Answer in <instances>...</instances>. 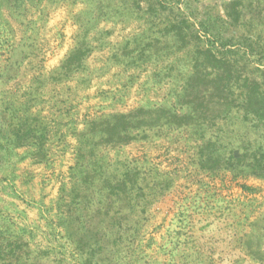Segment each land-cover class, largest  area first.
Wrapping results in <instances>:
<instances>
[{"label": "rangeland", "instance_id": "374dc122", "mask_svg": "<svg viewBox=\"0 0 264 264\" xmlns=\"http://www.w3.org/2000/svg\"><path fill=\"white\" fill-rule=\"evenodd\" d=\"M0 264H264V0H0Z\"/></svg>", "mask_w": 264, "mask_h": 264}, {"label": "trees", "instance_id": "16d2710c", "mask_svg": "<svg viewBox=\"0 0 264 264\" xmlns=\"http://www.w3.org/2000/svg\"><path fill=\"white\" fill-rule=\"evenodd\" d=\"M255 86H256V87H259V85H258V84H255Z\"/></svg>", "mask_w": 264, "mask_h": 264}]
</instances>
